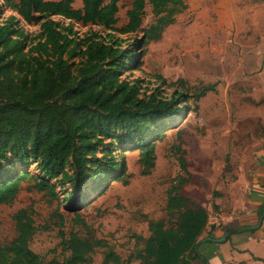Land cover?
I'll list each match as a JSON object with an SVG mask.
<instances>
[{"label": "trees", "instance_id": "trees-1", "mask_svg": "<svg viewBox=\"0 0 264 264\" xmlns=\"http://www.w3.org/2000/svg\"><path fill=\"white\" fill-rule=\"evenodd\" d=\"M81 2L75 8L73 0H0V16L9 9L28 24H40L39 33L29 36L18 27L15 16L0 22V204L12 201L23 182H33L50 196H55L51 181L68 182L71 192L66 200L88 182L94 183L95 190L104 188L110 179L125 175L124 162L113 152L116 145L138 149L141 173L149 174L155 165L156 141L188 109L181 106L187 93L177 88L170 96L159 87L147 93L139 78L123 77L128 62L137 63V58L112 32L91 31L81 37L72 24L55 19L130 34L140 28L148 2L157 21L134 43L143 47L186 8L184 0H133L120 27L115 26L119 0ZM213 87L205 86L200 95ZM178 161L185 171V158L180 156ZM29 162L38 174L12 169ZM177 189L175 185L169 189L166 202L167 213L176 217L149 220V235L137 236L142 241L133 255L138 264H194L197 259L209 264L197 249L208 212ZM13 218L17 234L0 245V264H90L91 253L104 245L76 232L67 239L62 234L61 245L68 256L45 262L29 245L36 230L32 216L21 209ZM215 228L211 226L206 239ZM252 229L225 226V240ZM102 263L123 264V260L108 248Z\"/></svg>", "mask_w": 264, "mask_h": 264}, {"label": "rangeland", "instance_id": "rangeland-1", "mask_svg": "<svg viewBox=\"0 0 264 264\" xmlns=\"http://www.w3.org/2000/svg\"><path fill=\"white\" fill-rule=\"evenodd\" d=\"M132 1L119 0L115 26L127 21ZM184 2L186 8L143 47L134 43L157 21L148 2L140 28L130 34L55 17L65 25L72 24L81 37L91 31L103 35L112 32L137 58V63L128 62L123 77L139 78L147 93L159 87L170 96L177 88L187 93L181 106L188 109L156 141L155 165L149 174L141 173L138 149L116 145L113 152L124 162L125 175L110 179L100 190L88 182L66 200L71 192L68 182L51 181L55 196L37 190L33 182H23L12 201L0 204V245L16 236L13 216L25 209L36 226L30 248L45 262L68 256L61 245L62 234L67 239L76 232L104 242L91 253L90 264H103L108 248L123 264H138L133 255L142 241L137 236L149 235V220H173L177 215L170 216L166 210L172 186L207 210L208 224L202 238L212 225H224L236 210L235 201L243 199L245 180L264 147V83L258 73L264 61V1ZM73 6L80 8L81 0H73ZM10 16L16 17L18 27L29 36L39 33L40 24H28L9 9L3 11L0 22ZM208 85H214L213 90L200 95ZM97 154L103 156L99 151ZM180 156L186 160L185 171L180 168ZM12 169L38 174L31 162L18 163Z\"/></svg>", "mask_w": 264, "mask_h": 264}, {"label": "crops", "instance_id": "crops-1", "mask_svg": "<svg viewBox=\"0 0 264 264\" xmlns=\"http://www.w3.org/2000/svg\"><path fill=\"white\" fill-rule=\"evenodd\" d=\"M258 73L264 83V61ZM258 153L257 166L245 180L243 199L235 201L236 210L226 218L224 225L216 226L211 232V239L200 237L197 249L207 256L209 264H264V214L260 215L264 204V147ZM225 226H248L254 229L233 233L227 240L215 241L225 234ZM194 264L204 263L197 259Z\"/></svg>", "mask_w": 264, "mask_h": 264}, {"label": "water", "instance_id": "water-1", "mask_svg": "<svg viewBox=\"0 0 264 264\" xmlns=\"http://www.w3.org/2000/svg\"><path fill=\"white\" fill-rule=\"evenodd\" d=\"M227 233H225L223 236H221L220 238L215 239V241H223L226 237ZM208 239H211V237H209Z\"/></svg>", "mask_w": 264, "mask_h": 264}]
</instances>
